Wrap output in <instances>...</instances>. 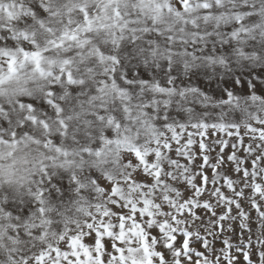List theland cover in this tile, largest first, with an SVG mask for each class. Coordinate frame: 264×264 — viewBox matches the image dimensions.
Returning <instances> with one entry per match:
<instances>
[{
  "label": "snow or ice",
  "instance_id": "6c2138e0",
  "mask_svg": "<svg viewBox=\"0 0 264 264\" xmlns=\"http://www.w3.org/2000/svg\"><path fill=\"white\" fill-rule=\"evenodd\" d=\"M0 264H264V0H0Z\"/></svg>",
  "mask_w": 264,
  "mask_h": 264
},
{
  "label": "rangeland",
  "instance_id": "374dc122",
  "mask_svg": "<svg viewBox=\"0 0 264 264\" xmlns=\"http://www.w3.org/2000/svg\"><path fill=\"white\" fill-rule=\"evenodd\" d=\"M217 135H221V134H217ZM217 151H218V149H217ZM228 151H231V149H227L226 150V152H228ZM245 206L247 207V205H245ZM257 223H258L257 222V213H255V211L253 210L251 212V222H250V226L252 227L253 233H256L257 232ZM238 231H239V229L237 228L236 233H229V235L232 236L233 243L236 242V235H237ZM221 246L222 245H221L220 241L217 240L216 243H215V247L217 249H219Z\"/></svg>",
  "mask_w": 264,
  "mask_h": 264
}]
</instances>
